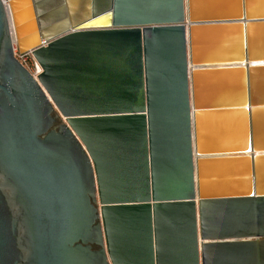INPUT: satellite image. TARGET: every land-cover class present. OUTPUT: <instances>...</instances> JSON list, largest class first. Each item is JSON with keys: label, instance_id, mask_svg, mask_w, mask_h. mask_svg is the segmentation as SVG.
<instances>
[{"label": "water", "instance_id": "obj_1", "mask_svg": "<svg viewBox=\"0 0 264 264\" xmlns=\"http://www.w3.org/2000/svg\"><path fill=\"white\" fill-rule=\"evenodd\" d=\"M18 1L0 0V264H264V0H25L26 35Z\"/></svg>", "mask_w": 264, "mask_h": 264}, {"label": "rangeland", "instance_id": "obj_2", "mask_svg": "<svg viewBox=\"0 0 264 264\" xmlns=\"http://www.w3.org/2000/svg\"><path fill=\"white\" fill-rule=\"evenodd\" d=\"M217 1H219V0H217ZM226 1H228L230 3L229 5L234 3V0H226ZM252 1H254V0H252ZM18 3H19L18 9H21V12H20L21 19L19 20V23L21 24V30L24 31L23 34L26 35V34L31 33L33 30L32 24L30 22H28V20H29L28 12L25 9L27 2L25 0H19ZM15 11H16V9H15ZM260 32H261V29H260ZM23 52H25V50H22V53ZM208 89L209 88H207V92H208ZM217 116L226 118L228 120V122H230L229 127L234 133L240 134L242 132L243 127H244V117H242L241 114L239 116H236L235 114H232V113H218ZM259 116H261V115H259ZM241 176H243V175H241Z\"/></svg>", "mask_w": 264, "mask_h": 264}, {"label": "built area", "instance_id": "obj_3", "mask_svg": "<svg viewBox=\"0 0 264 264\" xmlns=\"http://www.w3.org/2000/svg\"><path fill=\"white\" fill-rule=\"evenodd\" d=\"M14 54L18 60L37 78L41 73V65L31 51L21 53L18 50L17 44H14Z\"/></svg>", "mask_w": 264, "mask_h": 264}, {"label": "bare ground", "instance_id": "obj_4", "mask_svg": "<svg viewBox=\"0 0 264 264\" xmlns=\"http://www.w3.org/2000/svg\"><path fill=\"white\" fill-rule=\"evenodd\" d=\"M203 1V0H202ZM210 0H205V1H203L204 3H206L207 5H208V7H211V8H214L215 6H217V8H215V9H218V7H220V9H225V8H227L228 7V5L230 4V3H226L225 2V0H219V1H217L216 0V2H218V4L216 5L214 2L215 1H213V2H209ZM252 1V0H251ZM255 1V0H254ZM200 2H201V0H200ZM199 2V3H200ZM237 3H238V0H235L234 1V4L232 5V7H235V6H237ZM202 6V4L200 3L199 4V8ZM230 6V5H229ZM10 20H11V17H10ZM11 22V28H12V32L14 31V26H13V22H12V20L10 21ZM13 37H14V35H13ZM256 65H264V60L263 61H261V62H257L256 63ZM42 69V68H41ZM260 151H262V150H260Z\"/></svg>", "mask_w": 264, "mask_h": 264}, {"label": "crops", "instance_id": "obj_5", "mask_svg": "<svg viewBox=\"0 0 264 264\" xmlns=\"http://www.w3.org/2000/svg\"><path fill=\"white\" fill-rule=\"evenodd\" d=\"M213 1H215L214 3L217 5L218 4V2H216V0H210L209 2H213ZM235 1V0H234ZM108 2H109V0H94V1H92V4L94 3L95 5H94V8H96L97 10H101V9H104L106 6H107V4H108ZM225 2L226 3H229L228 1H226L225 0ZM88 4L89 3V1L87 0L86 2L83 0L82 1V4L84 5V4ZM185 3L187 4V1H185ZM234 4V3H233ZM233 4H231L230 6H232ZM214 8H217V6H215Z\"/></svg>", "mask_w": 264, "mask_h": 264}, {"label": "flooded vegetation", "instance_id": "obj_6", "mask_svg": "<svg viewBox=\"0 0 264 264\" xmlns=\"http://www.w3.org/2000/svg\"><path fill=\"white\" fill-rule=\"evenodd\" d=\"M92 248H93V249H97V248H98V246H97V245H95V244H93V245H92Z\"/></svg>", "mask_w": 264, "mask_h": 264}]
</instances>
